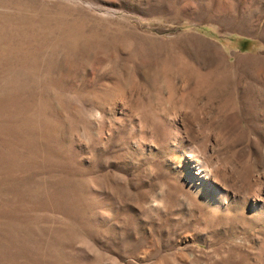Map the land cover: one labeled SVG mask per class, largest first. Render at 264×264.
Wrapping results in <instances>:
<instances>
[{
  "label": "rangeland",
  "instance_id": "1",
  "mask_svg": "<svg viewBox=\"0 0 264 264\" xmlns=\"http://www.w3.org/2000/svg\"><path fill=\"white\" fill-rule=\"evenodd\" d=\"M0 264H264V0H0Z\"/></svg>",
  "mask_w": 264,
  "mask_h": 264
},
{
  "label": "trees",
  "instance_id": "2",
  "mask_svg": "<svg viewBox=\"0 0 264 264\" xmlns=\"http://www.w3.org/2000/svg\"><path fill=\"white\" fill-rule=\"evenodd\" d=\"M247 42L246 41H243L242 43H241V46H244V44H246Z\"/></svg>",
  "mask_w": 264,
  "mask_h": 264
}]
</instances>
